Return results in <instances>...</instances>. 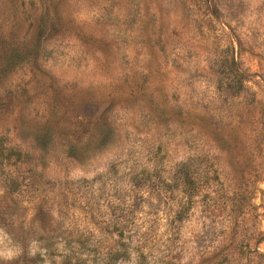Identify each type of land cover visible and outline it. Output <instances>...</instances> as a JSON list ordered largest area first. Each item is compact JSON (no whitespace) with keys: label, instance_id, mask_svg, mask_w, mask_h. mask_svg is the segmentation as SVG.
<instances>
[{"label":"rangeland","instance_id":"1","mask_svg":"<svg viewBox=\"0 0 264 264\" xmlns=\"http://www.w3.org/2000/svg\"><path fill=\"white\" fill-rule=\"evenodd\" d=\"M0 264H264V0H0Z\"/></svg>","mask_w":264,"mask_h":264}]
</instances>
